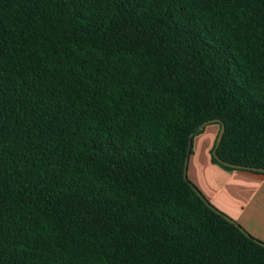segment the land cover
<instances>
[{
	"label": "trees",
	"instance_id": "trees-1",
	"mask_svg": "<svg viewBox=\"0 0 264 264\" xmlns=\"http://www.w3.org/2000/svg\"><path fill=\"white\" fill-rule=\"evenodd\" d=\"M213 120L264 169V0H0V264H264L185 176Z\"/></svg>",
	"mask_w": 264,
	"mask_h": 264
},
{
	"label": "crops",
	"instance_id": "crops-1",
	"mask_svg": "<svg viewBox=\"0 0 264 264\" xmlns=\"http://www.w3.org/2000/svg\"><path fill=\"white\" fill-rule=\"evenodd\" d=\"M220 130V124L211 123L193 138L187 177L218 210L264 242V174L214 164Z\"/></svg>",
	"mask_w": 264,
	"mask_h": 264
},
{
	"label": "water",
	"instance_id": "water-1",
	"mask_svg": "<svg viewBox=\"0 0 264 264\" xmlns=\"http://www.w3.org/2000/svg\"><path fill=\"white\" fill-rule=\"evenodd\" d=\"M211 123H219L221 125V130H220V133H219V136L217 138V141H216V145H215V148L213 150V153L212 155L217 159V160H220L218 155H217V149L223 139V136H224V133H225V124L220 122V121H210V122H207L203 125L200 126V130L202 131L208 124H211ZM192 148V136H191V141H190V145H189V153H190V150ZM188 161H189V156L186 160V164H185V176L187 177V167H188ZM224 165L226 166H229L231 168H234L236 170H248V171H253V172H257V173H263L264 174V169H257V168H249V167H243V166H239V165H234V164H229V163H225V162H222ZM204 198V197H203ZM205 202L211 206L210 202L208 200H206L204 198ZM212 207V206H211ZM213 208V207H212Z\"/></svg>",
	"mask_w": 264,
	"mask_h": 264
},
{
	"label": "rangeland",
	"instance_id": "rangeland-1",
	"mask_svg": "<svg viewBox=\"0 0 264 264\" xmlns=\"http://www.w3.org/2000/svg\"><path fill=\"white\" fill-rule=\"evenodd\" d=\"M261 241V240H260ZM263 242V241H262Z\"/></svg>",
	"mask_w": 264,
	"mask_h": 264
}]
</instances>
